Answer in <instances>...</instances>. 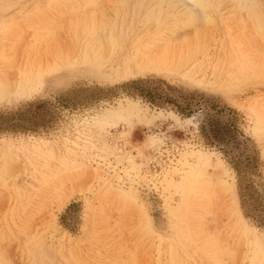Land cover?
Instances as JSON below:
<instances>
[{
    "label": "rangeland",
    "instance_id": "1",
    "mask_svg": "<svg viewBox=\"0 0 264 264\" xmlns=\"http://www.w3.org/2000/svg\"><path fill=\"white\" fill-rule=\"evenodd\" d=\"M0 264H264V0H0Z\"/></svg>",
    "mask_w": 264,
    "mask_h": 264
},
{
    "label": "trees",
    "instance_id": "2",
    "mask_svg": "<svg viewBox=\"0 0 264 264\" xmlns=\"http://www.w3.org/2000/svg\"><path fill=\"white\" fill-rule=\"evenodd\" d=\"M210 127H211V124H210ZM214 131H215V129H214Z\"/></svg>",
    "mask_w": 264,
    "mask_h": 264
}]
</instances>
